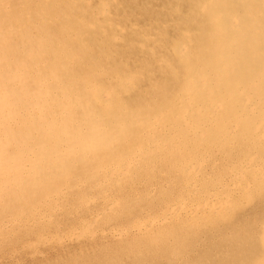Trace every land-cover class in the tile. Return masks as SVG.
I'll use <instances>...</instances> for the list:
<instances>
[{"label":"bare ground","instance_id":"obj_1","mask_svg":"<svg viewBox=\"0 0 264 264\" xmlns=\"http://www.w3.org/2000/svg\"><path fill=\"white\" fill-rule=\"evenodd\" d=\"M0 264H264V0H0Z\"/></svg>","mask_w":264,"mask_h":264}]
</instances>
